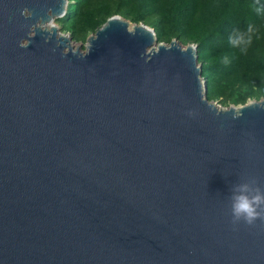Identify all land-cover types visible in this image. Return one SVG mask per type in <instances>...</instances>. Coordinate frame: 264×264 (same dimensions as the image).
Returning <instances> with one entry per match:
<instances>
[{
  "label": "water",
  "instance_id": "1",
  "mask_svg": "<svg viewBox=\"0 0 264 264\" xmlns=\"http://www.w3.org/2000/svg\"><path fill=\"white\" fill-rule=\"evenodd\" d=\"M68 4L0 0V264H264L231 210L264 98L220 107L195 43L120 14L74 48Z\"/></svg>",
  "mask_w": 264,
  "mask_h": 264
},
{
  "label": "trees",
  "instance_id": "2",
  "mask_svg": "<svg viewBox=\"0 0 264 264\" xmlns=\"http://www.w3.org/2000/svg\"><path fill=\"white\" fill-rule=\"evenodd\" d=\"M115 14L151 25L159 41L195 43L209 99L230 105L264 98V0H69L60 21L74 40L86 41ZM249 25L253 42L241 52L229 38Z\"/></svg>",
  "mask_w": 264,
  "mask_h": 264
},
{
  "label": "clouds",
  "instance_id": "3",
  "mask_svg": "<svg viewBox=\"0 0 264 264\" xmlns=\"http://www.w3.org/2000/svg\"><path fill=\"white\" fill-rule=\"evenodd\" d=\"M256 29L249 25L246 30L238 31L229 38L233 47L246 52L252 44ZM225 62H228L225 57ZM232 221L234 224L243 220L248 225H254L260 219L264 220V187L257 178L250 177L246 181L235 184L231 196Z\"/></svg>",
  "mask_w": 264,
  "mask_h": 264
},
{
  "label": "rangeland",
  "instance_id": "4",
  "mask_svg": "<svg viewBox=\"0 0 264 264\" xmlns=\"http://www.w3.org/2000/svg\"><path fill=\"white\" fill-rule=\"evenodd\" d=\"M53 23L56 24L57 26H59V28L61 29V32L62 33L69 34L68 32H66V31L63 30L62 23H61V21H60L59 18H55V20H54ZM71 42H72V45H73L74 48H76V47H78V45H80L82 51H85L87 49V43H88L87 40L86 41H82V40H77V41L76 40H72ZM217 102L219 103V106L220 107H224V108L229 107V104H227V105L226 104H223V103L219 102L218 100H217Z\"/></svg>",
  "mask_w": 264,
  "mask_h": 264
},
{
  "label": "bare ground",
  "instance_id": "5",
  "mask_svg": "<svg viewBox=\"0 0 264 264\" xmlns=\"http://www.w3.org/2000/svg\"><path fill=\"white\" fill-rule=\"evenodd\" d=\"M51 25H52L51 23H50V24H48V26H51ZM132 25H133V24H132ZM132 25H131V26H132Z\"/></svg>",
  "mask_w": 264,
  "mask_h": 264
}]
</instances>
